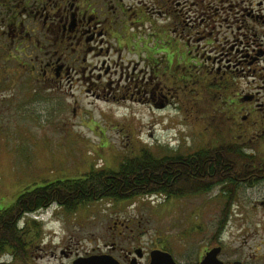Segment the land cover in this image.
Instances as JSON below:
<instances>
[{"label": "flooded vegetation", "instance_id": "af4514ba", "mask_svg": "<svg viewBox=\"0 0 264 264\" xmlns=\"http://www.w3.org/2000/svg\"><path fill=\"white\" fill-rule=\"evenodd\" d=\"M248 3L249 13L237 14L235 21L244 27V36L250 35L252 44L248 43L241 54L238 50L236 54L220 53L224 59L219 60L186 51L191 40L181 45L175 35L180 27L184 32L188 26L178 19L170 18V23L165 24L156 18L142 22L141 15L130 13L132 8H126L122 0H0V136L5 137V132L14 136L13 125L21 116L19 112L24 113V108L29 109L34 102L40 107L52 102L56 108L59 101L55 104L49 96L62 91L61 86H66L64 79L76 73L80 75V86H97L102 91L103 86H151L144 90L145 103L156 109L167 106L170 97L179 105L188 97L198 101L195 96L201 93L226 105L230 96L231 110L237 108L241 114L234 127L239 139L231 143L238 145L240 152L257 157L260 146L264 147V0ZM145 30V36L134 34ZM165 32L170 39H163ZM129 33H133L131 38L138 37L133 42L138 41L141 48L133 53L136 58L124 66L122 58L130 48L126 37ZM186 37L190 39L189 35ZM232 38L234 43L243 44ZM203 40L204 37L194 42ZM114 57L119 64L113 67ZM195 71L199 78H192ZM245 71L251 81L239 83L238 76ZM164 74L171 78L170 83L163 82ZM159 86H170L169 90L176 87L165 96ZM180 86L188 87L187 91ZM133 95V91L129 97L123 95L122 100L134 105L138 101ZM117 106L116 102L106 103L107 108ZM226 119L220 120L218 128H226ZM220 145L203 147L190 155L217 150ZM243 166L264 169V162ZM245 182L241 180L239 184L246 185ZM259 184H264V180L252 188ZM205 194L208 193L164 198L187 200ZM130 200L99 199L70 212L60 208L52 212L47 222L43 221L44 213H39L38 219L33 213L19 216L13 210V237L0 246V264H41L45 257L61 264H202L210 254L213 255L207 264H264V200L255 203L251 212L262 219L258 223L261 226L227 229L222 221L211 232L202 233L204 241L195 244L185 242L188 238L184 240L180 232L175 233L177 241L173 242L167 229L153 232L142 226L140 216L119 210L118 203ZM16 201L0 196V233L3 215ZM238 215L244 217L246 213ZM227 217L231 218V212L222 210L221 219Z\"/></svg>", "mask_w": 264, "mask_h": 264}, {"label": "rangeland", "instance_id": "374dc122", "mask_svg": "<svg viewBox=\"0 0 264 264\" xmlns=\"http://www.w3.org/2000/svg\"><path fill=\"white\" fill-rule=\"evenodd\" d=\"M122 1L127 5L126 8H132L130 13L141 15L142 22L149 18L154 21L156 18L158 22L165 24L170 23L168 19L175 18L180 24L187 25L188 27L183 29L184 32L180 27L178 34L174 35L182 41L181 45H187V41L191 40L186 51L204 54L206 58L221 60L224 58L220 53L236 54L237 50L241 54L248 47V43L252 44L250 35L244 36V27L235 21L237 14L249 13L251 8L249 0ZM125 22L128 24L129 20ZM237 28H240L239 32ZM140 33L145 36L146 30L134 34ZM132 34L126 36L127 41L131 49H134L132 47L136 49L132 51L129 48V52L124 53L122 58L124 66L128 60L136 58L133 53H138L141 48L138 41L133 42V39L138 40V37L131 38ZM186 35H189L190 39ZM232 36L243 44L234 43ZM203 37L205 41L194 42ZM163 39H170L167 32L163 34ZM115 63L119 64L116 57L112 59L113 67ZM132 66L135 67V64ZM116 68L119 69L118 66ZM198 74L197 71L193 72L192 78H199ZM78 77L80 75L71 73L67 80L64 79L63 84L66 86H61L62 91H55L49 96L55 104L59 101L56 108L52 102L44 104L43 107H40V103L34 102L33 106L30 105V112L24 108L25 117H22L24 113L19 112L21 116L13 125L14 136L8 132L3 133L5 137L0 136L2 198L14 201L25 190L59 180L82 179L92 167L117 170L120 163L140 155L142 150L157 158L175 153L186 156L203 147L212 149L218 143H231L239 139L234 127L238 124L241 114L237 112V108L231 110L230 96H227L226 105L201 93L195 96L198 101L193 102L188 97L184 99V103L176 105L167 95L170 102L164 106L166 108L156 109L145 103L144 90L148 91L151 86H103L102 91L97 86H80ZM238 78L239 83L251 81L246 71ZM162 80L170 83L171 78L164 74ZM159 87L166 96L176 86L171 90L170 86ZM180 87L187 91L188 87ZM132 91L133 98L138 101L134 105L122 100L123 95L129 97ZM94 95H100L102 98L96 100ZM103 95L107 96L104 98ZM20 96L25 97L24 94ZM112 96L116 99H111ZM99 100H106V103L116 102L119 106L107 108L106 103ZM225 117L226 128L218 130L220 120L222 122ZM254 145L256 144L252 146ZM248 151L251 152L246 150ZM258 152L260 154L256 158L263 161L264 147L260 146ZM244 185L239 183L229 185L226 194L228 191L232 196L228 209L226 198L217 187L208 194L187 200H165L159 196L137 197L129 202L118 203L119 210L129 213L130 216H140L142 226L153 232H164V229H167L166 231L173 235H170L173 242L177 241L175 233L180 232L183 233L181 236L184 240L189 239L185 242L195 244L204 241L202 233L211 232L222 221L227 229L241 225L244 227L262 225L258 224L262 219L256 218L251 212L255 210L253 208L255 203L264 200V184L254 188L250 184ZM222 210L230 211L231 218L221 219ZM240 212H245L246 216L241 217L238 215ZM38 215L35 214L33 217L39 219ZM48 216L49 213L42 218L47 219ZM50 225L56 227V224ZM195 232L198 234H194ZM37 254L36 252L35 256ZM41 264L61 263L45 257Z\"/></svg>", "mask_w": 264, "mask_h": 264}, {"label": "trees", "instance_id": "16d2710c", "mask_svg": "<svg viewBox=\"0 0 264 264\" xmlns=\"http://www.w3.org/2000/svg\"><path fill=\"white\" fill-rule=\"evenodd\" d=\"M260 162L264 160L240 152L238 145L229 142L222 143L217 150H201L186 156L157 158L142 150L140 155L125 159L117 170L92 167L82 179L59 180L25 190L3 215L0 246L13 237V210L20 216L55 204L70 212L99 199L123 201L154 194L179 198L209 193L217 187L226 198L228 209L232 196L231 192L226 194L229 185L241 180L253 185L264 180V169L243 166Z\"/></svg>", "mask_w": 264, "mask_h": 264}, {"label": "water", "instance_id": "95a60500", "mask_svg": "<svg viewBox=\"0 0 264 264\" xmlns=\"http://www.w3.org/2000/svg\"><path fill=\"white\" fill-rule=\"evenodd\" d=\"M212 255H213V254L208 255V256L205 258V260L203 261L202 264H207V263L209 262V260H210V258H211Z\"/></svg>", "mask_w": 264, "mask_h": 264}]
</instances>
